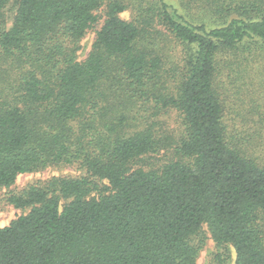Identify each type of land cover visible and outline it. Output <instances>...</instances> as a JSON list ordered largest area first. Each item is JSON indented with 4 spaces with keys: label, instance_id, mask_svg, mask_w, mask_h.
Returning a JSON list of instances; mask_svg holds the SVG:
<instances>
[{
    "label": "trees",
    "instance_id": "obj_1",
    "mask_svg": "<svg viewBox=\"0 0 264 264\" xmlns=\"http://www.w3.org/2000/svg\"><path fill=\"white\" fill-rule=\"evenodd\" d=\"M177 1L0 0V190L82 171L5 194L0 264H196L207 230L264 264V0Z\"/></svg>",
    "mask_w": 264,
    "mask_h": 264
},
{
    "label": "rangeland",
    "instance_id": "obj_2",
    "mask_svg": "<svg viewBox=\"0 0 264 264\" xmlns=\"http://www.w3.org/2000/svg\"><path fill=\"white\" fill-rule=\"evenodd\" d=\"M172 1L175 5L179 6V2L177 0H169ZM132 9V8H131ZM130 8L125 10L121 13V17L124 19H130L132 17V10ZM104 22V18L100 19L98 23L95 24V26L90 29L84 38L81 41V50L79 51V60H84L86 56L88 55L89 51L92 48V44L96 37V31L100 29ZM12 21L9 19L8 25L10 26ZM264 72V71H263ZM246 75V74H245ZM234 77H236V74H233ZM255 79L259 82L260 92H264V73L257 75H253ZM225 82L227 85H230L231 88L232 85L230 84V76L225 75L224 77ZM247 75L243 77L240 84L243 82L247 83L248 81ZM246 85H244L245 87ZM259 93V91L257 92ZM245 96H247L245 93H242ZM163 118L167 119V121L171 124L172 127H177L178 122L180 121L179 116L172 112L168 115H164ZM82 171L79 170L75 166H63V167H49L41 171L37 172H29V173H23L20 174L15 182V184L10 189H3L0 190V227L8 225L13 219H15L18 215L26 213L27 209H21L17 208L14 205L10 204L4 199L5 194L9 190H20L23 187L27 186L30 183L49 179L53 176H78L81 175ZM205 229L207 230V227L205 226ZM216 244L215 241L212 239L209 231L207 230V240L205 246L200 251L199 257L197 259L196 264H208L211 262V260L214 258V253L216 252ZM230 256L231 258L228 260L229 264L235 263V250L234 248L230 247Z\"/></svg>",
    "mask_w": 264,
    "mask_h": 264
}]
</instances>
